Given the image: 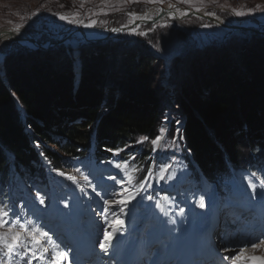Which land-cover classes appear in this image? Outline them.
I'll return each instance as SVG.
<instances>
[{
	"label": "rangeland",
	"instance_id": "1",
	"mask_svg": "<svg viewBox=\"0 0 264 264\" xmlns=\"http://www.w3.org/2000/svg\"><path fill=\"white\" fill-rule=\"evenodd\" d=\"M165 5H174L176 10L181 8L219 18L225 22L224 27L201 17L168 19L158 15L145 18L139 27H132L134 14L142 13L152 6ZM236 21H248L249 25L238 27L241 28L238 30L225 27L235 26ZM5 29L19 30L21 35L15 39H0V80L5 79L8 67L18 63L25 66L29 61L24 64L19 60L30 55L38 60L49 58L52 67L72 71L76 91L87 72L88 61L104 58L105 66L101 71L107 76V80L100 86L105 101L101 104L100 114L123 97L124 91L118 87L119 81L135 69L147 70L146 76L156 93L161 116L155 130L156 137L153 140L141 137V140L150 144L156 140L155 148H165L168 156L172 157L166 164H171L175 158H179V145L183 142L181 132L185 116L178 103L182 90L191 80V70L208 68L217 58L236 62L246 51L263 46L264 0H0V31ZM110 31L119 34L111 35ZM88 33L97 35L85 40ZM30 38L45 45L58 44L47 50H30L33 43H23ZM51 149L61 156L56 147ZM239 152L244 159L248 149L242 147ZM166 164L160 166L162 171ZM181 164L186 168L184 162ZM125 167V163L118 164L111 159L88 171L102 170L110 177L119 179L124 183V189H114L113 191H123L115 195V198L133 202L134 195L127 184L129 175L126 174ZM70 171L73 169L63 171L68 174L64 178V186L60 185L62 179H56L57 195L64 198L59 202H56V197L47 200L42 188L28 189L29 186L20 182L21 192L28 195L30 200L28 204L20 201L18 219L22 218L24 222L19 220L14 227L17 226V231L23 237L29 232L31 234L24 240H15L12 226L0 227V264H21L29 252L34 250L36 245L33 239L37 240L38 233L33 231L35 228L32 224L37 223V214L60 216L59 221L54 220L56 223L74 220L78 216L74 206L80 204L84 195L92 193V186L98 180L75 172L77 176H81L78 178ZM82 171H85L84 168ZM51 174L54 175L53 172ZM47 177L50 178L49 169ZM75 179H79L81 184L77 188L72 187ZM180 181L181 187L194 186L193 178L189 180L181 176ZM114 184L118 183L114 181ZM245 186L250 194L256 195L252 188L257 190L258 187L252 179ZM15 209L17 207L10 210ZM35 212L37 214L30 219ZM82 212L83 207L80 208V214ZM8 244L14 246L11 253L6 247ZM254 245V253L248 254L246 250L249 248L243 249L247 254L244 259L264 264V243Z\"/></svg>",
	"mask_w": 264,
	"mask_h": 264
},
{
	"label": "trees",
	"instance_id": "2",
	"mask_svg": "<svg viewBox=\"0 0 264 264\" xmlns=\"http://www.w3.org/2000/svg\"><path fill=\"white\" fill-rule=\"evenodd\" d=\"M263 46L246 51L236 62L217 58L208 68L192 69L181 92V137L207 177L222 174L227 160L239 164V148L264 150ZM19 61L31 64L8 67L0 80V186L10 180V167L22 178H33L39 171L34 166L36 145L63 168V156L87 149L93 135L98 152L137 137H156L161 115L147 70L135 69L119 81L123 97L100 114L105 103L100 86L107 80L101 71L104 58L88 61L76 91L72 71L52 67L49 58L28 55Z\"/></svg>",
	"mask_w": 264,
	"mask_h": 264
},
{
	"label": "bare ground",
	"instance_id": "3",
	"mask_svg": "<svg viewBox=\"0 0 264 264\" xmlns=\"http://www.w3.org/2000/svg\"><path fill=\"white\" fill-rule=\"evenodd\" d=\"M177 8H175L174 5H165V6H152V7H149L147 10H145L144 12L142 13H138V14H134L132 16V27H139L142 22L145 20V18H148V17H151V16H160L161 18L162 17H166L168 19H180L182 17H185L186 15H189L191 13V11L189 10H186V9H181L180 10H176ZM202 15H205V14H202ZM214 20V23H219L220 25H223L225 22L219 18H213ZM219 25V26H220ZM249 25V22L248 21H236L235 22V26L237 27H248ZM130 27V28H132ZM106 32V31H104ZM109 33H111V35H117L119 34L118 32L116 31H110ZM21 33L19 30H16V29H5V30H1L0 31V39L2 38H9V39H15L17 37H20ZM84 35V34H82ZM97 35V33L93 34V33H88V37L85 38V40L87 39H92L94 38L95 36ZM102 38V37H101ZM24 44L26 43H29V42H24ZM46 46V45H44ZM263 249H264V246H263ZM243 250V248H242ZM256 250V249H255ZM245 252V251H244ZM246 252L248 254L250 253H254L253 249L252 248H249L248 250H246ZM262 253H264V250L262 251ZM247 255V254H246Z\"/></svg>",
	"mask_w": 264,
	"mask_h": 264
},
{
	"label": "water",
	"instance_id": "4",
	"mask_svg": "<svg viewBox=\"0 0 264 264\" xmlns=\"http://www.w3.org/2000/svg\"><path fill=\"white\" fill-rule=\"evenodd\" d=\"M188 16H194V17H201L203 19H206L210 22H213L214 23V20L212 17L208 16V15H202V13L200 12H194V11H191V13L189 15H186L185 17H188ZM184 17V18H185ZM218 25V24H217ZM220 25V24H219ZM221 27H224L223 25H220ZM227 28H230L231 30H238V29H241V28H238L237 26H225ZM252 32V30H250ZM255 32V31H253ZM264 35V34H263ZM25 42H29V43H33L32 44V48H29L30 50H47L49 47H52L54 46L55 44H58V43H51V44H47L46 46H44L45 44H42V43H37L36 40L30 38L28 40H26Z\"/></svg>",
	"mask_w": 264,
	"mask_h": 264
},
{
	"label": "snow or ice",
	"instance_id": "5",
	"mask_svg": "<svg viewBox=\"0 0 264 264\" xmlns=\"http://www.w3.org/2000/svg\"><path fill=\"white\" fill-rule=\"evenodd\" d=\"M61 19H65V18H64V17H61ZM157 139H158V138H157ZM156 142H157V141L154 140V141H153V144H155ZM41 203H43V200H42V199H41ZM105 203H108V201L105 200ZM7 215H8V213H7L6 209H4V208H0V227H3L5 224L9 223V222L5 219V217H6ZM33 231H34V232H39L40 230H39V229H33ZM40 235L43 236V237H47V233H45V232H40ZM105 236L107 237V233H105ZM13 239L18 240L19 237H18V236H14ZM49 242H50V241H49ZM100 246H101V248H104V247H105L104 244H101ZM6 247L8 248L9 253H11V251H12V249H13L14 246H13L12 244H8V245H6ZM60 255L63 256V253H60Z\"/></svg>",
	"mask_w": 264,
	"mask_h": 264
}]
</instances>
